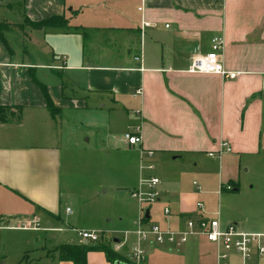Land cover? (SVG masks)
I'll list each match as a JSON object with an SVG mask.
<instances>
[{
	"label": "crops",
	"instance_id": "0c3cea01",
	"mask_svg": "<svg viewBox=\"0 0 264 264\" xmlns=\"http://www.w3.org/2000/svg\"><path fill=\"white\" fill-rule=\"evenodd\" d=\"M53 17L65 24L25 22ZM0 26V264H72L58 249L88 245L71 226L81 217L80 231L100 232L117 213L109 233L130 248L141 208L105 195L118 202L148 176L160 180L148 223L198 215L264 234V0H0ZM215 37L235 80L187 72ZM136 127L133 148L123 135ZM220 142L230 152L209 157ZM86 264L109 263L90 252Z\"/></svg>",
	"mask_w": 264,
	"mask_h": 264
},
{
	"label": "built area",
	"instance_id": "2783aa9c",
	"mask_svg": "<svg viewBox=\"0 0 264 264\" xmlns=\"http://www.w3.org/2000/svg\"><path fill=\"white\" fill-rule=\"evenodd\" d=\"M149 23L142 22V30L149 27ZM224 40L215 37L211 41L210 51L205 56H194L187 69L190 74L217 75L224 80H235L237 73L228 72L222 64ZM137 60V59H136ZM139 95L140 91H136ZM123 141L129 147H138L141 144V136L138 127L127 131L123 135ZM230 152L229 146L220 142L216 152L209 153V157L220 156ZM146 157H151V151H145ZM142 170L151 173L154 166L151 163H140ZM160 180L155 176H148L140 181L138 188L129 192V197L141 208V215L135 230L136 243L127 256L122 257L126 264H146L147 251L153 248L173 246L181 248L189 242L203 240L211 247V261L208 264H252L257 259L264 257V234L250 233L242 230L237 224H230L222 228L217 218L205 219L202 216L194 215L184 218V226L181 229L162 227L158 224L148 223L145 219L147 210L154 205L159 197L158 186ZM195 186L196 184L193 183ZM221 189L232 191L230 184L223 185ZM195 208L199 215L202 214L203 207L196 203ZM69 209H66V213ZM163 216L170 217L168 208L163 209ZM34 223L37 224V221ZM37 230V228H31ZM77 235L88 245H98L103 239L100 233L78 231ZM110 250L119 254L121 245L112 241ZM236 257V262L232 258Z\"/></svg>",
	"mask_w": 264,
	"mask_h": 264
},
{
	"label": "rangeland",
	"instance_id": "374dc122",
	"mask_svg": "<svg viewBox=\"0 0 264 264\" xmlns=\"http://www.w3.org/2000/svg\"><path fill=\"white\" fill-rule=\"evenodd\" d=\"M87 138V137H86ZM113 187H109V192L107 195H105V197H107V199L109 200L108 203L110 204H116V206H120L121 204H125L124 201L126 196L129 197V192L128 190L127 192H122L124 193L123 196L119 197L120 201H116L113 202V197H115V193L113 192ZM122 193H118L116 192V194L122 195ZM127 194V195H126ZM133 201V200H132ZM111 210H115V205H113V208ZM69 213V212H68ZM67 213V214H68ZM117 214V213H116ZM115 215L111 216L110 218L106 219V226H104L102 229H104L103 231H93V232H97L100 233L101 236L105 239H103V241L100 244H105L109 247V249L111 248L112 244V238L113 235L110 234L112 232H116V229L121 228L119 225H121L119 218ZM108 220V222H107ZM83 221H84V217H81V222L82 225L80 223H78V225H71L74 229L80 231V229H82L84 227L83 225ZM123 225H125V221H123ZM137 227V225H136ZM136 230V228L134 229ZM110 232V233H109ZM106 233V234H105ZM127 234H125V239H127L126 237ZM135 236V235H134ZM132 236L134 239L135 237ZM124 238H122V243L119 246L120 248V253L124 256H127L129 251L132 249L131 246L130 248H128L126 246V242L124 240ZM136 239V238H135ZM135 240H134V244H135ZM99 245V244H98ZM192 246H190V244H186L185 246L181 247V248H175L173 246H165V247H158V248H153V249H149L147 251V259H146V264H206V262L210 261L211 258L210 257H206V258H197V253H196V248L195 245L191 243ZM96 246V245H95ZM155 251L157 252H162V253H155Z\"/></svg>",
	"mask_w": 264,
	"mask_h": 264
},
{
	"label": "trees",
	"instance_id": "16d2710c",
	"mask_svg": "<svg viewBox=\"0 0 264 264\" xmlns=\"http://www.w3.org/2000/svg\"><path fill=\"white\" fill-rule=\"evenodd\" d=\"M25 22L34 29L42 28H58L65 24L64 18L53 17L38 23H32L27 20ZM1 27V26H0ZM42 93L46 98V104L48 109L54 114L55 110L47 98L45 89L41 87ZM90 252H101L104 254L106 261L109 264H115L116 262H124L122 257L113 253L107 245L99 244L96 246L92 245H82V246H61L58 249V259L60 261L71 262L72 264H86L87 254Z\"/></svg>",
	"mask_w": 264,
	"mask_h": 264
},
{
	"label": "water",
	"instance_id": "95a60500",
	"mask_svg": "<svg viewBox=\"0 0 264 264\" xmlns=\"http://www.w3.org/2000/svg\"><path fill=\"white\" fill-rule=\"evenodd\" d=\"M145 219H148V211L145 214ZM115 264H126V263H124V262H116Z\"/></svg>",
	"mask_w": 264,
	"mask_h": 264
}]
</instances>
